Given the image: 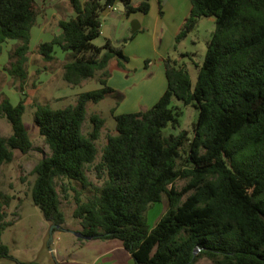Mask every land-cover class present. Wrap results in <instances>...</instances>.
<instances>
[{
    "label": "trees",
    "instance_id": "16d2710c",
    "mask_svg": "<svg viewBox=\"0 0 264 264\" xmlns=\"http://www.w3.org/2000/svg\"><path fill=\"white\" fill-rule=\"evenodd\" d=\"M68 1L74 16L60 18V33L41 41L37 51L49 61L55 46L60 47L68 52L62 65L67 83L78 85L98 73L100 86L78 93L75 103L63 107L35 105L34 123L50 153L33 168L30 195L44 218L57 225L53 230L62 228L65 217L54 179L65 177L93 190L82 201L73 188L80 236L120 240L133 264H195L200 257L211 264H264V0H190L174 46L200 17L214 19L195 83L184 66L167 56V87L150 107L118 114L112 108L115 133L106 136L94 167L100 187L85 168L95 160L104 119L92 113L91 130L84 134L86 103L106 95L117 102L123 98L107 83V65L116 57L124 67L128 57L110 39L101 46L93 40L101 33L100 14L108 5L123 1L129 14L147 12L149 3ZM37 14L36 0H0V49L16 40L4 68L20 91ZM173 97L197 110L191 134L187 129L164 131L168 125L176 127L181 114L171 104ZM24 111L23 98L15 104L7 96L0 100V115L11 126L9 135L0 134V166L13 160L15 150L27 153L32 147ZM177 180L185 183L176 188ZM164 195L166 210L150 228L144 211ZM0 257H11L2 243Z\"/></svg>",
    "mask_w": 264,
    "mask_h": 264
},
{
    "label": "rangeland",
    "instance_id": "374dc122",
    "mask_svg": "<svg viewBox=\"0 0 264 264\" xmlns=\"http://www.w3.org/2000/svg\"><path fill=\"white\" fill-rule=\"evenodd\" d=\"M68 4L70 6L69 1ZM211 18L200 17L196 26L179 42V50L186 53L185 55L179 56L178 53L174 52L177 65L184 66L188 70L192 85L195 83L198 67L204 59L207 43L214 28V21ZM56 27L54 25L53 30L41 32L37 38L36 30L31 29L34 44L42 40H50L53 35L57 34L54 30ZM15 42L16 40H8L1 44L0 100L5 96L13 104L17 103L20 98L25 100L23 122L31 138L32 147L27 153L15 150L13 160L0 166V202L3 212V219L0 221V243L8 246L11 255V257H0V264H21L20 262L83 264V258L86 259V264H93L96 257L94 252L96 241L89 243L90 238L76 234L81 230V224L79 219L73 216V210L76 206L73 188L80 192L82 201L86 200L93 193V190L90 188L83 189L78 181L56 177L54 184L59 194L60 207L64 212L65 220L61 229H52L50 233L52 223L44 218L39 207L33 203L30 188L35 179L33 172L35 164L50 153L48 145L43 136L39 134L34 123L35 105L43 103L51 107H63L75 103L78 93L100 86L96 77L98 73L78 85L69 84L63 81V68L58 61L65 59L66 51L55 47V59L46 61L38 53L37 46L33 48L34 44L32 43L31 49L33 48V50L28 52L29 59L26 66L28 74L23 83V91H20L17 88L19 82L14 80L4 68L8 65V50ZM104 42L103 35H99L93 40V43L99 46L103 45ZM112 43L121 46L116 41L112 40ZM120 104L111 95H106L97 102L89 101L86 103V115L82 125L84 134H88L91 130L89 116L92 113H97L104 119L100 135L95 140L97 146L95 160L87 164L85 168L89 180L96 187L102 185V179L96 176L95 164L100 161L106 136L115 133V120L111 114L112 108L114 112L118 110L117 114L136 111L133 109H137L136 106L133 107L134 105H132V95L128 96L127 102ZM171 104L178 106L181 109V114L178 117V125L176 127L168 125L164 129L165 133L187 129L191 134L192 124L197 119V110L191 105H184L181 100L175 97H173ZM140 109L138 108V110ZM10 133V123L3 115H0V134L7 136ZM182 163H184L183 158L179 164ZM184 183V180H177L174 185L176 188H180ZM63 187H66V190H63ZM166 207L165 195L161 201L147 207L144 211V217L150 228L165 212ZM111 241L121 245V241L118 239H111ZM195 264H211V261L206 257H200Z\"/></svg>",
    "mask_w": 264,
    "mask_h": 264
},
{
    "label": "crops",
    "instance_id": "0c3cea01",
    "mask_svg": "<svg viewBox=\"0 0 264 264\" xmlns=\"http://www.w3.org/2000/svg\"><path fill=\"white\" fill-rule=\"evenodd\" d=\"M129 1L132 5H137L143 0ZM147 1L149 3L147 12L134 11L127 14L124 2L118 1L116 5L122 2V10L118 6L117 9L106 7L100 16V35H103L105 39L116 41L118 45L121 44L123 53L128 57L124 67L118 65L116 57L109 60L107 83L123 93V100L119 101V104L127 102L128 96L132 95V105L137 107L133 110L136 111L138 108L150 107L166 89L164 59L167 56L175 59L174 52L179 56L184 54L179 50V43L174 46V36L190 9V0ZM36 2L38 14L36 24L31 28L36 30V38L43 31L53 30L54 25L58 27L54 30L59 34L61 28L57 21L75 14L71 6H68V0H36ZM131 24L135 27L134 31H131ZM32 30L29 52L41 42L34 44ZM131 34H133L132 37L122 43V40ZM32 43L34 45L31 49ZM67 54L66 51L65 58ZM58 61L63 65L65 59ZM117 112L118 110L114 113L117 114ZM92 241H96L94 246L96 257L93 264H133L130 253L122 244L112 242L111 239H89V243ZM82 260H84L82 263L86 264V259Z\"/></svg>",
    "mask_w": 264,
    "mask_h": 264
},
{
    "label": "water",
    "instance_id": "95a60500",
    "mask_svg": "<svg viewBox=\"0 0 264 264\" xmlns=\"http://www.w3.org/2000/svg\"><path fill=\"white\" fill-rule=\"evenodd\" d=\"M120 5H122V6H120ZM117 6L119 7V9H123V4H122V2H119L118 4H117ZM131 31H134L135 30V27H134V25L133 24H131ZM57 225L56 224H53L52 223V226H51V229H50V233L52 232V229L54 228V227H56ZM76 234L77 235H80V232H76ZM85 238H89V237H87V236H85ZM196 253V251H194V254Z\"/></svg>",
    "mask_w": 264,
    "mask_h": 264
},
{
    "label": "built area",
    "instance_id": "2783aa9c",
    "mask_svg": "<svg viewBox=\"0 0 264 264\" xmlns=\"http://www.w3.org/2000/svg\"><path fill=\"white\" fill-rule=\"evenodd\" d=\"M108 9H117V5L116 4H110L107 6Z\"/></svg>",
    "mask_w": 264,
    "mask_h": 264
}]
</instances>
